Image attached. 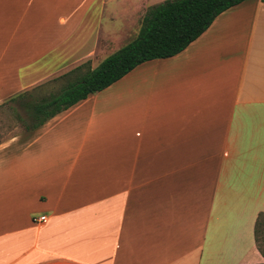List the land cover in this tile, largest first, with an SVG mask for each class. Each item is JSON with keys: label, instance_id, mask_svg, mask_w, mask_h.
Segmentation results:
<instances>
[{"label": "crops", "instance_id": "obj_1", "mask_svg": "<svg viewBox=\"0 0 264 264\" xmlns=\"http://www.w3.org/2000/svg\"><path fill=\"white\" fill-rule=\"evenodd\" d=\"M161 1L0 0V108L97 67ZM261 212V0L0 139V264H263Z\"/></svg>", "mask_w": 264, "mask_h": 264}, {"label": "trees", "instance_id": "obj_2", "mask_svg": "<svg viewBox=\"0 0 264 264\" xmlns=\"http://www.w3.org/2000/svg\"><path fill=\"white\" fill-rule=\"evenodd\" d=\"M243 1L163 0L153 4L142 17L137 35L97 67L92 69L88 62H84L57 79L61 81L57 90L41 95L39 86L18 93L3 104H9L23 129L33 133L56 114L107 88L137 65L181 52L219 14ZM263 221L264 212H261L255 222V242L264 257L259 239Z\"/></svg>", "mask_w": 264, "mask_h": 264}, {"label": "rangeland", "instance_id": "obj_3", "mask_svg": "<svg viewBox=\"0 0 264 264\" xmlns=\"http://www.w3.org/2000/svg\"><path fill=\"white\" fill-rule=\"evenodd\" d=\"M120 28H122V26L119 25L117 29ZM135 29L136 28H134V34H137L138 28L137 30ZM20 130L24 131L23 127L18 122L16 112L12 111L7 106L4 108H0V139L4 136L7 137L10 134L17 133ZM259 239L261 248L264 250V221L262 227L259 229Z\"/></svg>", "mask_w": 264, "mask_h": 264}, {"label": "built area", "instance_id": "obj_4", "mask_svg": "<svg viewBox=\"0 0 264 264\" xmlns=\"http://www.w3.org/2000/svg\"><path fill=\"white\" fill-rule=\"evenodd\" d=\"M47 217L46 215H40L38 217H34L33 218V221L36 223V224H42L46 221Z\"/></svg>", "mask_w": 264, "mask_h": 264}]
</instances>
